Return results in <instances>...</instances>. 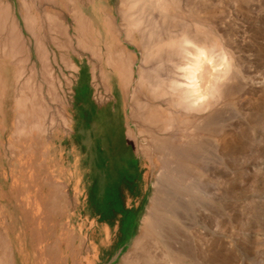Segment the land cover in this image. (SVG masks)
Wrapping results in <instances>:
<instances>
[{
  "label": "rangeland",
  "instance_id": "374dc122",
  "mask_svg": "<svg viewBox=\"0 0 264 264\" xmlns=\"http://www.w3.org/2000/svg\"><path fill=\"white\" fill-rule=\"evenodd\" d=\"M120 1L0 0V264H23L14 251L22 229L10 228L8 213L1 210L6 198L1 196L2 183L16 187L20 158L33 155L40 142L48 145L56 136H67L72 145L83 144L90 156V181L96 175L91 162L112 153L113 146L127 144L136 156L137 187L132 191L130 215L91 264H122L142 235L154 183L165 170L152 150L158 130H149L140 120L144 114L134 108L136 102L151 104L149 85L141 73L149 66L137 48L138 32L126 30L128 19ZM198 1L205 0H197L199 5ZM186 3L180 10L174 4H163L162 9L193 30L211 34L231 57L230 74L235 79L226 87L229 92L216 96V104L214 100L217 133L202 132L195 141L204 150L200 164L208 167L199 185L210 197L202 196L199 210L210 212V220L201 221L211 224L207 238L213 242L212 264H264V0H210L211 23L189 15ZM75 64L84 65L81 75L88 80L82 96L75 89L79 76ZM223 133L228 136L226 151L220 140ZM163 135L168 138L172 130ZM182 139L175 144H184ZM11 167L14 173L9 174ZM6 170L8 176H2ZM193 175L189 182L197 180ZM95 193L90 186V212ZM122 202V191L117 189L106 198V217L117 214ZM26 232L25 245L32 257V229ZM205 233L200 225L201 246ZM51 242L50 263L55 264L56 242ZM39 254L44 257V252ZM63 255L68 257L69 248ZM199 258L202 261V254ZM27 262L46 264L45 259Z\"/></svg>",
  "mask_w": 264,
  "mask_h": 264
},
{
  "label": "bare ground",
  "instance_id": "6f19581e",
  "mask_svg": "<svg viewBox=\"0 0 264 264\" xmlns=\"http://www.w3.org/2000/svg\"><path fill=\"white\" fill-rule=\"evenodd\" d=\"M182 1H120L128 19L126 30L134 28L138 32L141 43L137 44V48L140 49L143 60L149 66L141 73H143L142 81L149 85L147 86L151 104L149 101L147 106L143 101L145 106H142V101L140 104L136 102L134 108L137 113L144 114L140 120L148 124L149 130L152 132L154 129L158 130L156 136L158 138L151 148L159 156L160 168L165 170L160 173L158 183L154 181L156 190L151 199L149 216L144 222L142 235L135 242L134 250L123 258L122 264H212L214 262L211 256L213 242L207 238L211 224L206 222L202 224L201 221L202 218L208 220L210 212L204 210V215L202 213L204 211L199 210L202 196L207 197L202 192L203 188L199 181L204 177L205 172H208V167L205 169L203 163L200 164L203 156L199 155L204 150L202 145L196 144L195 141L199 140L202 132L207 135L216 132L212 112L214 100L216 104V96L225 93L228 83L235 80L230 74L233 62L227 51L221 49L220 43L207 31L205 33L193 30L190 28L192 26L185 25L162 9L163 4L168 6L174 4L179 5L176 9L180 10L181 4L186 3ZM209 1L205 0L203 3L198 1L200 3L198 5L197 0H191L190 3H186L184 9L189 15L211 23ZM156 11L157 16L154 14ZM119 55L121 57L122 54ZM214 70L217 74L212 73ZM203 83L206 86L204 89ZM201 114L205 116L202 117ZM169 130H172V135H169L171 137L164 138V135L162 137V134ZM227 137L224 134L220 139L225 151L228 147ZM178 138H183L182 141L185 143L175 144V140L180 141ZM192 172L197 176L195 179L198 182L188 181ZM194 182L196 183L193 184ZM200 225H204L206 232L203 246L200 245L197 235ZM56 236L54 261L55 264H62L60 249L62 236L58 229ZM200 254L202 261L199 258ZM91 262L88 260L87 264Z\"/></svg>",
  "mask_w": 264,
  "mask_h": 264
},
{
  "label": "crops",
  "instance_id": "0c3cea01",
  "mask_svg": "<svg viewBox=\"0 0 264 264\" xmlns=\"http://www.w3.org/2000/svg\"><path fill=\"white\" fill-rule=\"evenodd\" d=\"M102 1L111 2V0ZM75 65L79 68L75 89L76 93L82 96L88 80L81 75L84 65ZM46 145L41 146L40 142L37 146L39 151L20 158L21 167L15 183L16 187H7L2 183L1 196L6 198L1 200V210L7 211L6 221L10 228L22 229L17 235L20 243L18 242L14 251L23 264H28L25 261L31 258L34 261L45 259L46 264H51L49 259L51 250H54L51 241L56 242L57 236L54 230L60 229L61 245H63L62 264H87L90 257L93 262L94 258L98 259L100 254L104 253L106 239H109L114 232H120V228L125 224L124 218L130 215L134 197L132 191L137 187L135 153L127 144L113 146L112 153H106L108 155L104 153L103 159L99 157L91 162L94 163L93 170L96 171L94 181H97L91 182L90 156L88 152L85 153L83 144L72 145L67 136H56ZM1 163L4 164L5 161ZM10 169L9 174L14 173L13 167ZM5 175L8 176L7 170L6 173H2V176ZM6 180L10 179L7 177ZM91 185L96 196L90 212L86 196ZM117 189L122 191L123 208L117 210V214L106 217V198L112 197ZM5 201L7 204H3ZM30 228L34 243L32 257L28 255L29 249L25 245L24 237L27 233L26 229ZM68 229L71 236L69 240V237L65 238ZM66 244L70 246L67 247ZM65 248H69L68 257L63 255ZM40 252H44V257H41ZM68 258H72L69 263L65 262Z\"/></svg>",
  "mask_w": 264,
  "mask_h": 264
}]
</instances>
